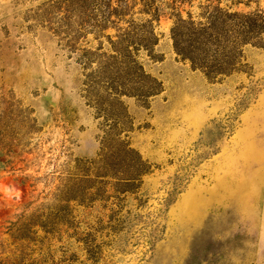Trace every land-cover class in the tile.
<instances>
[{"label":"rangeland","instance_id":"1","mask_svg":"<svg viewBox=\"0 0 264 264\" xmlns=\"http://www.w3.org/2000/svg\"><path fill=\"white\" fill-rule=\"evenodd\" d=\"M103 1L0 0V122L23 119L3 113L13 103L30 108L39 128L23 137L35 190L18 182V170H0V264L19 258L12 250L22 242L10 244L2 231L47 174L99 150L103 130L87 95L95 62H85L99 44L108 51L105 35L118 33H94ZM132 1L119 33L147 18ZM240 1L232 8L264 14V0ZM207 2L155 0L158 40L151 57L139 50L137 59L162 89L145 102L120 97L131 121L126 139L149 168L138 190L75 203L58 233L39 230L41 241L23 243L22 264H264V47L244 45L239 70L213 81L193 69L173 49L171 14L197 16Z\"/></svg>","mask_w":264,"mask_h":264},{"label":"trees","instance_id":"2","mask_svg":"<svg viewBox=\"0 0 264 264\" xmlns=\"http://www.w3.org/2000/svg\"><path fill=\"white\" fill-rule=\"evenodd\" d=\"M208 1L200 7L197 16L190 11L185 15L180 10L172 13L170 37L175 53L213 81L239 70L244 45L264 47V14L258 10L233 9L232 4L240 0H231L230 5L224 6L219 4L221 0ZM132 2L103 1L104 10L97 14L94 33L99 37L109 26L118 33L115 39L105 35L108 51L98 52L102 48L99 44L85 62V67L95 62V68L87 74L89 86L94 85L95 91L87 95L103 130L99 150L92 158L69 157L52 170L47 174L50 177H46L43 190L36 195L30 194L15 220L8 221L2 232L9 234L13 240L10 244L22 242L14 244L12 250L19 257L15 264H22L29 255L28 250H23V243L41 241L42 237L37 236L39 230L44 236L53 235L59 232L61 225L69 223L75 203H91L110 196L124 200L127 194L138 190L142 176L149 172L147 162L126 139L125 132L131 130V121L120 97L129 96L145 102L162 89L160 81L137 59L139 50L151 57L158 40L153 23L159 19V10L155 0H138L139 12L147 18L137 24L131 23L134 28L131 26L119 33L121 28L116 22L121 20L120 12ZM112 16L115 19H111ZM2 111L9 115L19 113L23 119L9 117L0 122V170H18V182L30 188L31 193L38 177L25 172L33 161L27 158L31 151L25 149L23 137L39 128L31 127L36 120L28 117L31 112L28 107L7 103ZM21 126H25V133L15 130ZM17 162L23 165L15 168ZM45 188L48 191L41 196ZM39 198L43 201L34 206ZM0 250L4 251L3 246Z\"/></svg>","mask_w":264,"mask_h":264}]
</instances>
